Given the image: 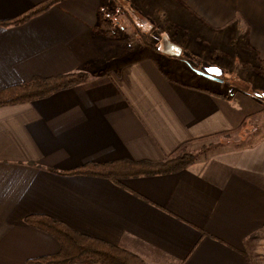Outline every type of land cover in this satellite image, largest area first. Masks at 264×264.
Here are the masks:
<instances>
[{
    "label": "crops",
    "instance_id": "1",
    "mask_svg": "<svg viewBox=\"0 0 264 264\" xmlns=\"http://www.w3.org/2000/svg\"><path fill=\"white\" fill-rule=\"evenodd\" d=\"M43 1L0 0V23ZM124 3L122 16L134 14L146 33L162 26L176 42L185 30L197 48V40L210 41L206 69L194 67L196 82L188 84L170 80L154 58H128L46 98L0 106V264L59 250L25 223L32 215L118 245L145 264H250L249 240L264 227V136L243 147L216 145L177 173L120 184L48 170L157 162L184 143L192 148L264 116V87L253 94L228 77L218 81L213 69L226 73L235 58L264 78V0ZM100 7L101 0H65L23 24L0 25V90L102 65L94 45Z\"/></svg>",
    "mask_w": 264,
    "mask_h": 264
},
{
    "label": "trees",
    "instance_id": "2",
    "mask_svg": "<svg viewBox=\"0 0 264 264\" xmlns=\"http://www.w3.org/2000/svg\"><path fill=\"white\" fill-rule=\"evenodd\" d=\"M65 0H44L32 6L17 18L1 22L3 27L20 25L32 17L38 16L49 8ZM97 28L104 29L112 35L110 26L101 18L98 10ZM219 70L217 68H213ZM220 71V70H219ZM87 73L78 71L41 78L34 77L28 82L7 86L0 90V106L27 103L46 98L56 92L66 90L85 82ZM247 120L238 129L228 131L224 135L244 128ZM218 134L215 136H224ZM204 137L197 140H204ZM188 143L180 145L161 161L120 159L103 163H86L64 172L49 168L54 173L65 176H86L106 179L114 184L122 180L151 177L177 173L192 165L196 156L185 151ZM25 223L52 236L59 244V250L52 255L30 259L24 264H145L136 254L118 245L78 233L66 224L45 215H32L25 218Z\"/></svg>",
    "mask_w": 264,
    "mask_h": 264
},
{
    "label": "rangeland",
    "instance_id": "3",
    "mask_svg": "<svg viewBox=\"0 0 264 264\" xmlns=\"http://www.w3.org/2000/svg\"><path fill=\"white\" fill-rule=\"evenodd\" d=\"M125 5L124 0H101L100 15L106 22L107 27L110 26L112 35H108L104 32V29L98 28L100 34L98 39L95 38L94 45L97 49L96 57L103 63L99 66L96 65L97 62L95 61L92 65H86V68L81 71L89 76L99 69H112V63L116 61L147 56L154 58L170 80L177 78L181 82L194 84L196 81L190 79L192 69L194 67L206 69V66L201 63L209 59V46L212 43L208 41L206 44L204 42L201 44V41L197 40L196 42L200 48L195 47V41L191 39L192 34L188 30L184 31V38L181 37L180 41L176 42L174 36L166 32L162 26L153 27L146 33V29L143 30L145 25L140 23V20L134 14L132 15L130 11L127 14H131V17L122 16L121 12H123ZM154 28L155 30H153ZM152 32L158 35V41L153 46L147 42ZM200 40L203 41L202 38ZM216 55L220 57L221 53L219 55V51H217ZM218 69L220 70H217L220 81L228 77L229 85L241 86L250 90L253 94L263 95L258 88L264 87V78L261 75L247 71L237 59H230L226 73H222L220 67ZM225 89L230 88L225 86L223 88L224 92L227 91ZM259 136H264V116L250 121L244 128L228 135L201 140L192 148H188L189 145H187L185 151L198 158L199 156H205L208 151L216 148V145L243 147L254 142ZM246 251L250 264H264V227L256 234L254 239L249 240V249Z\"/></svg>",
    "mask_w": 264,
    "mask_h": 264
},
{
    "label": "water",
    "instance_id": "4",
    "mask_svg": "<svg viewBox=\"0 0 264 264\" xmlns=\"http://www.w3.org/2000/svg\"><path fill=\"white\" fill-rule=\"evenodd\" d=\"M157 41H158V35H157L155 32H152V33L150 34V36H149L147 42H148L151 46H153V45H155V43H156ZM210 77L213 78V79H215V80H217L216 78H214V77H212V76H210ZM218 81H220V80L218 79Z\"/></svg>",
    "mask_w": 264,
    "mask_h": 264
}]
</instances>
